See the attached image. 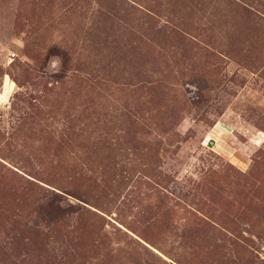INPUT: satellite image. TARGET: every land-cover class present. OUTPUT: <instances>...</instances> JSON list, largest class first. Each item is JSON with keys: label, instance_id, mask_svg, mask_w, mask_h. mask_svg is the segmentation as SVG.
<instances>
[{"label": "rangeland", "instance_id": "rangeland-1", "mask_svg": "<svg viewBox=\"0 0 264 264\" xmlns=\"http://www.w3.org/2000/svg\"><path fill=\"white\" fill-rule=\"evenodd\" d=\"M0 264H264V0H0Z\"/></svg>", "mask_w": 264, "mask_h": 264}, {"label": "clouds", "instance_id": "clouds-1", "mask_svg": "<svg viewBox=\"0 0 264 264\" xmlns=\"http://www.w3.org/2000/svg\"><path fill=\"white\" fill-rule=\"evenodd\" d=\"M50 65L54 71H58L61 65V60L58 57H54L50 61Z\"/></svg>", "mask_w": 264, "mask_h": 264}]
</instances>
